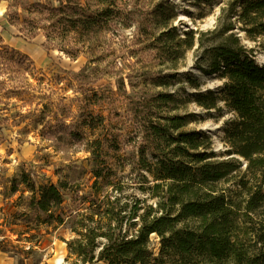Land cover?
<instances>
[{"label": "rangeland", "instance_id": "374dc122", "mask_svg": "<svg viewBox=\"0 0 264 264\" xmlns=\"http://www.w3.org/2000/svg\"><path fill=\"white\" fill-rule=\"evenodd\" d=\"M59 1L64 0H0V182L2 200L5 202V196L8 199L7 205L0 208V253L10 255L14 264H71L66 241L75 236L70 231L73 216L87 204L73 203L66 195L61 207L66 214L62 225H38L33 216L31 228L26 229L23 214L28 213L27 204L38 197L40 186L58 185L59 181L77 187L80 194H89L93 178L88 141L97 131L104 133L102 127L109 124L104 119L97 131L87 130L83 122L89 112L108 117L116 111L120 117H111L112 127L120 135L127 130L122 120L130 117L134 102L157 93L175 97L173 113L187 116L188 130L207 137L217 160L234 157L240 161V169L218 183L216 189L236 202L245 199L239 182L249 180L247 187H253L254 181L242 158L228 152L226 130L237 123L238 117L224 101L225 79L219 73H204L196 61L212 42L223 41L218 28L231 24L230 33L239 45L264 67V36H246L245 26L237 20L240 8L232 6L236 0H119L120 17L77 46L50 34L46 12H38L43 4L58 6ZM159 1L174 8L175 18L170 25L180 39L193 38L191 49L176 48L179 55L174 61L157 59L149 39L155 30L144 22L149 6ZM78 2L84 4L85 0ZM11 18L13 25L8 23ZM24 20L39 29H33L37 33L34 39L28 38L30 27ZM165 77L169 81L159 86L157 83ZM101 94L108 95L110 102L104 97L101 106L89 107L92 95ZM213 97V108L198 104L210 103ZM72 131L81 139L72 137ZM134 142L123 147L125 163H116L117 169L109 172L110 186L101 190L121 187L117 196L121 204L123 197H130L128 209L133 206V197L144 200L139 205L140 215L147 205L155 207L158 199L151 198L149 187L153 182L148 174L131 168L138 158V144ZM141 174L147 180H142ZM22 176H26L27 188L21 183ZM14 184L16 192L12 194ZM250 216L253 222L264 219V205ZM150 241L157 254V236L151 235Z\"/></svg>", "mask_w": 264, "mask_h": 264}, {"label": "trees", "instance_id": "16d2710c", "mask_svg": "<svg viewBox=\"0 0 264 264\" xmlns=\"http://www.w3.org/2000/svg\"><path fill=\"white\" fill-rule=\"evenodd\" d=\"M118 2L85 0L82 4L64 0L58 6L43 4L38 12H46L50 34L59 35L67 45L77 46L120 17ZM232 6L240 8L237 20L245 26L246 36H264V0H236ZM147 10L144 22L155 30L149 39L157 59L174 61L179 55L176 48L193 47L191 36L181 40L170 25L175 18L173 7L159 1ZM8 23L13 25L14 19H8ZM23 23L30 27L28 38L34 39L37 33L33 29H39L33 23ZM232 30L231 24L218 28L223 41L212 42L196 61L204 73H219L225 79L224 101L238 117L237 123L226 130L228 152L242 158L254 181L253 187H247L249 180L239 182L245 199L236 202L216 189L218 183L240 169V161L234 157L217 160L207 137L188 130L187 116L173 113L175 97L157 93L134 102L132 114L122 120L127 130L120 135L112 127L111 117H120L116 111L108 117L89 112L83 122L87 130L97 131L104 119L109 123L102 127L104 133L97 131L88 141L93 178L90 193L80 194L77 187H68L64 181L40 186L38 197L30 199L28 213L23 214L26 229L31 228L33 216L38 225H62L66 214L61 207L67 195L73 203L87 204L73 216L70 231L75 236L66 241L71 264H264V219L253 222L250 216L264 205V67L239 45ZM167 81L165 77L157 84L162 86ZM104 97L110 102L108 95H92L89 107L101 106ZM214 98L210 103L198 104L213 108ZM72 132V137L81 139L79 133ZM130 142L138 144V158L131 168L148 174L153 182L149 187L151 198L158 199L155 207L147 205L140 215L139 205L144 200L133 197V206L128 209L130 197H123L121 204V197L117 196L121 187L101 190L110 186L109 172L117 169L116 163H125L121 153L125 154L123 147ZM140 178L147 180L142 174ZM21 183L26 186V176H22ZM12 192H16L15 184ZM151 235L158 238L157 254Z\"/></svg>", "mask_w": 264, "mask_h": 264}, {"label": "crops", "instance_id": "0c3cea01", "mask_svg": "<svg viewBox=\"0 0 264 264\" xmlns=\"http://www.w3.org/2000/svg\"><path fill=\"white\" fill-rule=\"evenodd\" d=\"M0 181H2V177L1 176H0ZM2 186L3 185L0 182V208L4 207V205H7V200H8L7 196H5V199H4L5 202H3V200H2L3 199ZM11 193L13 194V192H11ZM13 262L14 261H13V259H12V257L10 255H8V254L6 255V254H3V253H0V264H14Z\"/></svg>", "mask_w": 264, "mask_h": 264}]
</instances>
